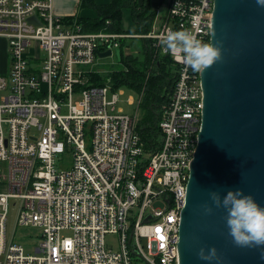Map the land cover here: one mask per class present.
<instances>
[{
	"label": "built area",
	"instance_id": "obj_1",
	"mask_svg": "<svg viewBox=\"0 0 264 264\" xmlns=\"http://www.w3.org/2000/svg\"><path fill=\"white\" fill-rule=\"evenodd\" d=\"M213 7L214 0H170L140 36L151 70L162 56L176 68L156 114L159 136L148 137L138 111L117 107L112 80L94 81L99 54L117 51L121 62L122 41L133 36L85 32L56 15L52 0H0L10 57L0 75V264H179L203 91L201 73L165 53L160 38L188 30L210 43ZM138 94L140 106L145 88ZM12 203L19 226L41 230L34 253L8 244ZM111 234L117 250L106 244Z\"/></svg>",
	"mask_w": 264,
	"mask_h": 264
},
{
	"label": "water",
	"instance_id": "obj_2",
	"mask_svg": "<svg viewBox=\"0 0 264 264\" xmlns=\"http://www.w3.org/2000/svg\"><path fill=\"white\" fill-rule=\"evenodd\" d=\"M217 41L221 59L200 75L203 110L181 212L179 264H264V246L234 245L223 208L205 215L201 207L211 205L210 191L223 198L237 189L264 207V7L214 0L210 43ZM213 246L219 259L198 258L201 247Z\"/></svg>",
	"mask_w": 264,
	"mask_h": 264
},
{
	"label": "trees",
	"instance_id": "obj_3",
	"mask_svg": "<svg viewBox=\"0 0 264 264\" xmlns=\"http://www.w3.org/2000/svg\"><path fill=\"white\" fill-rule=\"evenodd\" d=\"M87 6L94 7L99 16L94 20H86L68 18L70 22L84 24L87 31H101L107 28L108 31H120L123 19L124 9H130L132 12V20L136 24L135 32L137 34H147L151 30L154 21L155 12L150 8V0H112L107 6H97L91 0H84ZM110 21L109 26L107 22ZM113 23V24H112ZM82 24V25H83ZM84 29V30H85ZM127 42H125L126 44ZM134 43V42H133ZM124 44V42H123ZM146 42H140V48L137 47L142 57L134 53L123 56L122 64L126 69H115L113 72L102 75L94 74V81L103 85L108 79H111L115 88L129 87L135 91H141L145 88V95L142 102L144 115L141 117L139 126L148 137L159 136L157 131V111L164 101L165 94L170 91L172 86L171 66L172 60L167 56L158 59L148 76L152 65L151 56L147 54ZM145 136V135H144Z\"/></svg>",
	"mask_w": 264,
	"mask_h": 264
},
{
	"label": "clouds",
	"instance_id": "obj_4",
	"mask_svg": "<svg viewBox=\"0 0 264 264\" xmlns=\"http://www.w3.org/2000/svg\"><path fill=\"white\" fill-rule=\"evenodd\" d=\"M258 6L264 7V0H256ZM165 53L180 54L178 60L194 72L202 73L221 59V41L216 44L204 43L188 30L171 31L160 38ZM211 205L201 207L205 215L213 213V206L223 208L226 212V227L235 246L252 248L264 246V207H261L251 195H245L242 189L229 190L221 198L218 191L208 193ZM201 260L219 259L217 249L213 246L205 250L201 247L197 253Z\"/></svg>",
	"mask_w": 264,
	"mask_h": 264
},
{
	"label": "crops",
	"instance_id": "obj_5",
	"mask_svg": "<svg viewBox=\"0 0 264 264\" xmlns=\"http://www.w3.org/2000/svg\"><path fill=\"white\" fill-rule=\"evenodd\" d=\"M91 1L97 6H107L112 2V0H91ZM138 1L139 3L142 2V0H138ZM169 3L170 0H150V8L155 12V17L153 21L154 24L157 18H160L167 11V7ZM52 8H53V12L56 15L62 16L66 19L68 18L80 19L85 22L86 20H94L99 16V12H97L94 7L87 6L86 3H84V0H52ZM128 19L131 20V23L129 22V24L127 23ZM82 24L81 26L83 27L84 30L86 27L84 26V24L83 25ZM107 24L111 25V22ZM121 26L122 27L120 31H109V32L133 36L126 38V40L122 41L123 56H127L129 54L134 53L135 55H139L142 57L143 55L137 47L140 48L141 47L139 45L140 42L141 41L144 42L145 40L142 37H140L142 34H137L134 31L136 28V24L132 20V12L130 9H124ZM84 31L90 33H96L101 31H108V30L106 28L101 31H87L86 29ZM125 42L127 43L125 44ZM9 69H10V57L8 54V47L5 40L2 37H0V75L7 74L9 72Z\"/></svg>",
	"mask_w": 264,
	"mask_h": 264
},
{
	"label": "rangeland",
	"instance_id": "obj_6",
	"mask_svg": "<svg viewBox=\"0 0 264 264\" xmlns=\"http://www.w3.org/2000/svg\"><path fill=\"white\" fill-rule=\"evenodd\" d=\"M128 16V15H127ZM131 23V20L128 19L127 23ZM4 39V38H3ZM6 44L7 41L4 39ZM8 47V44H7ZM99 64L93 68L94 74H102L107 75L111 72H113L115 69H126L123 68V64L119 61L118 53L114 54V56H108L103 57L99 59ZM171 73L174 74L175 72V65L172 64ZM152 71V70H151ZM120 93H119V102L117 107L121 108L126 114H129L131 116H134L136 112H139V115L142 117L144 115V109L142 108V103L139 105V94L134 89H131L129 87H120ZM79 96H75V100H79ZM131 98H133V102L130 103ZM143 102V100H142ZM19 207H13V203L10 207V215L9 220L7 223V241L10 245L12 241L18 244H22L25 248L27 253H34V248L40 243V236H41V230L37 227H21L18 225V214H19ZM136 214V211H134L133 218ZM63 236H71L72 233L69 231H64L62 233ZM106 244L109 248L113 250H117L119 246L118 236L115 234L108 235L106 237Z\"/></svg>",
	"mask_w": 264,
	"mask_h": 264
},
{
	"label": "snow or ice",
	"instance_id": "obj_7",
	"mask_svg": "<svg viewBox=\"0 0 264 264\" xmlns=\"http://www.w3.org/2000/svg\"><path fill=\"white\" fill-rule=\"evenodd\" d=\"M157 231H159V230H157Z\"/></svg>",
	"mask_w": 264,
	"mask_h": 264
}]
</instances>
